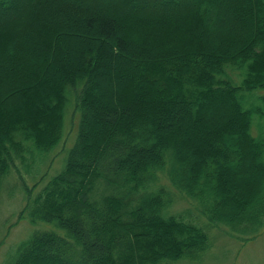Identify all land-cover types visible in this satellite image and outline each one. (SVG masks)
<instances>
[{
    "label": "trees",
    "instance_id": "trees-1",
    "mask_svg": "<svg viewBox=\"0 0 264 264\" xmlns=\"http://www.w3.org/2000/svg\"><path fill=\"white\" fill-rule=\"evenodd\" d=\"M128 1L0 0V192L61 144L72 95L79 114L62 170L27 187L42 227L7 264L199 259L208 237L169 215L163 178L211 224L264 231V0L230 1L234 34L220 0Z\"/></svg>",
    "mask_w": 264,
    "mask_h": 264
},
{
    "label": "rangeland",
    "instance_id": "rangeland-1",
    "mask_svg": "<svg viewBox=\"0 0 264 264\" xmlns=\"http://www.w3.org/2000/svg\"><path fill=\"white\" fill-rule=\"evenodd\" d=\"M126 1L128 0H114L113 3H121L122 10L131 11L135 6L130 1ZM230 1L233 0H220L219 5L221 10L225 11L227 15V18L226 16L225 18L222 17L224 19L223 22L227 23L228 21V24L224 23L225 28L234 34L243 31L245 24L239 21L233 23V25L231 24L230 20H232L231 15H233V11L228 8L230 7V3H232ZM243 1L245 2L246 0ZM123 2H126L125 4L127 5H124ZM156 8L160 9V7ZM162 11L170 15L181 13L179 9L172 10L166 9V7ZM231 75L239 84L241 81V78L238 77L240 73L234 72ZM255 93H257L255 94L256 96L264 95V89L258 90ZM75 98V95L71 96V102L66 109L63 141L39 166H34L35 171H32L33 177H31L32 175L20 174L19 171L13 169L4 181L0 192V264H7L14 257L19 245L27 241L36 230L42 227L41 225H32L27 215L25 217L21 215L29 198L27 187L34 188L37 181L42 180V177L47 174L44 180L34 189L33 196H35L41 188L46 186L52 177L62 170L68 151L74 145L78 132L79 114L76 113ZM252 104L258 105L257 100L254 99ZM254 120L252 134L258 136L260 133H264V127L261 126V132L258 129L260 123L264 125V118L258 121L259 118L254 117ZM254 169L256 167H253L251 170L254 171ZM248 173V171L242 172V175L247 176ZM161 185L171 189L175 194L174 203L168 210L169 215H194L193 220L199 224L195 225L202 228L208 237V248L199 259L191 260L184 258L176 262H167V264H264V231L259 233V236L256 238L251 239V237L244 238L243 235L235 234L227 226L211 224L203 216L201 205L197 204V210L200 212L194 210L195 207L193 205L196 203L191 200L189 201L182 194L174 191L165 178L161 180ZM194 211L195 214L193 213ZM206 223L208 225L207 228L205 227Z\"/></svg>",
    "mask_w": 264,
    "mask_h": 264
}]
</instances>
